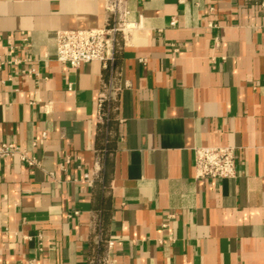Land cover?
<instances>
[{
	"label": "crops",
	"instance_id": "crops-1",
	"mask_svg": "<svg viewBox=\"0 0 264 264\" xmlns=\"http://www.w3.org/2000/svg\"><path fill=\"white\" fill-rule=\"evenodd\" d=\"M107 3L0 0V143L38 161L0 157V264H264V0H124L113 59L58 61ZM205 145L237 177L197 179Z\"/></svg>",
	"mask_w": 264,
	"mask_h": 264
},
{
	"label": "built area",
	"instance_id": "built-area-1",
	"mask_svg": "<svg viewBox=\"0 0 264 264\" xmlns=\"http://www.w3.org/2000/svg\"><path fill=\"white\" fill-rule=\"evenodd\" d=\"M124 0H108V11L115 15L113 23L100 28L60 30L56 33V57L63 64L71 67H79L82 64L94 61L107 62L113 59L116 48V36L118 33L124 35L131 30L132 24L126 19L127 10L122 8ZM173 21L172 23H174ZM2 37L0 35V41ZM23 42L27 38L23 37ZM19 45L9 41L6 46L7 57L0 54V67L4 65H19L22 60L16 56ZM225 58V57H223ZM32 71H34L32 69ZM108 96L101 94L99 109L97 112L98 121H103L105 114L102 106ZM18 155L21 161L27 165H38L35 157L26 150H22L13 143H0V157H11ZM193 159L195 176L197 179H230L237 177L238 157L237 147L232 145H205L193 147ZM70 161V159H68ZM67 161V162H68ZM99 169V163L96 162ZM83 179L91 183V177L85 173ZM173 217L174 214H170ZM114 246L113 240L107 241L108 253L102 259H91L87 264H112L113 258L110 254Z\"/></svg>",
	"mask_w": 264,
	"mask_h": 264
}]
</instances>
